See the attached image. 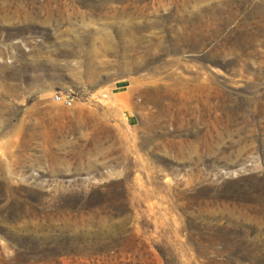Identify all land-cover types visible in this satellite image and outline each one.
I'll return each mask as SVG.
<instances>
[{"label": "rangeland", "instance_id": "rangeland-1", "mask_svg": "<svg viewBox=\"0 0 264 264\" xmlns=\"http://www.w3.org/2000/svg\"><path fill=\"white\" fill-rule=\"evenodd\" d=\"M0 264H264V0H0Z\"/></svg>", "mask_w": 264, "mask_h": 264}, {"label": "built area", "instance_id": "built-area-1", "mask_svg": "<svg viewBox=\"0 0 264 264\" xmlns=\"http://www.w3.org/2000/svg\"><path fill=\"white\" fill-rule=\"evenodd\" d=\"M55 101H56V102H61V104H62L63 106H65V107H70V106H71L70 102L67 101V100H62V101H61L59 98H55Z\"/></svg>", "mask_w": 264, "mask_h": 264}]
</instances>
